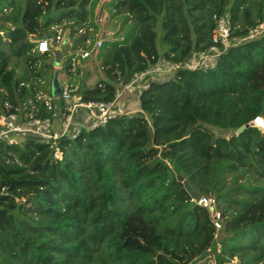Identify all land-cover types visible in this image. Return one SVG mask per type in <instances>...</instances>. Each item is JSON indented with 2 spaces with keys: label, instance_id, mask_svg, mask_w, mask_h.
Returning <instances> with one entry per match:
<instances>
[{
  "label": "trees",
  "instance_id": "trees-1",
  "mask_svg": "<svg viewBox=\"0 0 264 264\" xmlns=\"http://www.w3.org/2000/svg\"><path fill=\"white\" fill-rule=\"evenodd\" d=\"M96 1L0 0V114L5 103L27 114L30 101L34 116L50 117L36 102L50 95L52 77L44 89L48 68L40 64L48 53L28 37L63 26L76 47L87 37L77 30L95 28ZM107 8L110 18L122 17V35L93 57L105 79L78 86L81 101H110L118 83L150 65L180 64L207 49L213 15H225L238 39L264 23V0H110ZM256 117L264 122V34L229 45L211 68L150 80L138 111L54 147L31 134L0 142V264H196L209 256L214 264L235 256L238 264H264V182L225 186L237 172L264 180V132L244 127ZM178 175L214 198L227 233L219 242ZM238 191L244 196L236 200Z\"/></svg>",
  "mask_w": 264,
  "mask_h": 264
},
{
  "label": "built area",
  "instance_id": "built-area-1",
  "mask_svg": "<svg viewBox=\"0 0 264 264\" xmlns=\"http://www.w3.org/2000/svg\"><path fill=\"white\" fill-rule=\"evenodd\" d=\"M214 28L211 33V45L201 51L194 52L186 61L174 64L167 60H161L150 65L142 72L136 73L125 83H118L117 90L113 98L107 102L101 101H81L76 93V89L67 82H59L61 91L58 98L51 95L39 93L36 95V102L43 106V109L50 113V117L39 118L34 116L32 111L38 113V108L29 101L30 110L27 114H22L19 108H14L5 103V111L0 114V142L7 145L19 143L18 136L27 134L37 136L43 143L51 147L56 146V142L61 138H75L81 131H89L104 126L105 123L119 116H128L130 112L138 111L139 96L141 91L148 87V82L157 78L166 77L178 68L195 70L208 69L214 66L219 54L229 45H235L242 40L251 39L264 34V23H260L248 30L247 37L238 39L231 36L230 27L225 15H213ZM55 35L44 37L37 41L35 50L38 53H49L48 44H68L66 54L61 58V66H69L66 73L74 74L76 66L80 61H86L97 54L102 45L100 38L95 39L92 28H81L77 30L76 36L88 33L86 39L81 44L73 47L71 39L66 41L64 35L67 32L62 30V26H56ZM222 48V50L220 49ZM127 95L131 98L126 100ZM132 101L135 108H128L126 102ZM11 109L14 111L12 112ZM129 110V111H128ZM252 126L264 132V122L256 117L252 121ZM57 156V154H56ZM191 201L207 210L210 220L218 231L221 229V216L216 209V203L212 197L201 196L199 200Z\"/></svg>",
  "mask_w": 264,
  "mask_h": 264
},
{
  "label": "rangeland",
  "instance_id": "rangeland-1",
  "mask_svg": "<svg viewBox=\"0 0 264 264\" xmlns=\"http://www.w3.org/2000/svg\"><path fill=\"white\" fill-rule=\"evenodd\" d=\"M109 1L110 0H97L92 7L91 14L89 15V21H90L91 25L95 26V28L93 26L91 27L92 28L91 32H93L95 39L100 38V40L102 42L111 41V40L117 39V38L119 39L121 37L122 31H123V30L122 31L120 30V23L122 21V17L118 16V17L110 18V13H109L108 8H107V4ZM41 21H43V18H41ZM54 29L55 28H53V30ZM87 29H89V28H87ZM62 30L67 32L68 29H63V26H62ZM88 33L89 32H87V30H86L87 35H88ZM157 34L159 36L158 32H157ZM50 36H54V34H51ZM42 38L43 37H38V36H29L28 37V39L31 42H33L34 44H36L37 41H39ZM70 42L72 44L73 40H71ZM62 44H55L53 47L58 48V47L62 46ZM156 44H157L158 52L161 53L164 50V47L159 43L158 40L156 41ZM47 55H48L47 58L40 61L41 65H44L48 68V73L45 76L44 81H43L44 82V84H43L44 89H47L46 84H47L49 78L52 77V75L55 71H58V74H57L58 81L67 82V83L73 85V87L75 89L80 85H84L86 87H91L98 80H100V79L104 80L105 79L102 71L99 68L98 62L94 60L93 55L91 56V58L89 60L79 62V64L77 65V66H79V70H78V73H75V74L66 73V71H64V69L62 70V68L63 67L65 68V66H61V64L58 68L54 67L53 66V55H52V53L49 52ZM10 60L12 63L14 62L13 58H11ZM22 63H23V61L21 59L17 62L18 67L16 69V74L18 76L22 75L24 73V70H25L24 67H22ZM127 96L129 99L131 98V95H127ZM132 107L135 108L136 106L133 105ZM132 113H135V111L130 112L129 114H132ZM209 129L213 132V134L219 135V136H224L226 138H228L230 135L233 134V131L228 130V129L227 130H220V129L211 128V127H209ZM263 182H264V180L257 179L253 175H250L247 173H242V172H237L235 174L228 175L225 178V186L227 188H230L233 185H245V186L261 185V184H263ZM233 195L235 196L236 200L242 199L244 196L243 191H240V192L238 191ZM238 208L239 207L237 205H234V209H238ZM221 221H222V223H224L225 218L221 219ZM219 230L216 231V234H217L216 240L218 242L220 240H222L225 235H227L226 232L219 231ZM216 248H217V251H220V249H221L220 245H217ZM240 261H242V260L238 259V257L235 256L232 258L231 264H238ZM262 263H263V259H259V261L256 262V264H262ZM196 264H214V262H213L212 257L209 256V257H207V260H201V261L197 262Z\"/></svg>",
  "mask_w": 264,
  "mask_h": 264
},
{
  "label": "water",
  "instance_id": "water-1",
  "mask_svg": "<svg viewBox=\"0 0 264 264\" xmlns=\"http://www.w3.org/2000/svg\"><path fill=\"white\" fill-rule=\"evenodd\" d=\"M42 39H44V37ZM64 39L66 41H68L69 36L64 35ZM48 49L53 55V66L58 68L60 66L61 58L66 54V52L68 50V44L64 42L62 44V46H60L58 48H54L53 45L48 44ZM57 74H58V71H55L53 73L52 78H51V82H50V95L54 98H58L60 95V91H61V88H60V85H59V82L57 79ZM249 126H252V123H249L244 127H249ZM244 127H240L239 129H237L235 132L236 133L235 135H238L239 132ZM176 180H177V182L181 183L184 191L187 193V195L192 200L197 201L200 199V197H201L200 193H198L194 188H192L186 179H184L182 176L178 175V176H176Z\"/></svg>",
  "mask_w": 264,
  "mask_h": 264
},
{
  "label": "crops",
  "instance_id": "crops-1",
  "mask_svg": "<svg viewBox=\"0 0 264 264\" xmlns=\"http://www.w3.org/2000/svg\"><path fill=\"white\" fill-rule=\"evenodd\" d=\"M128 99H129V98H128V97H126V100H128ZM126 105H127V107H128V108H130V109H131V108H133L132 106H133L134 104H133V102H132V101H128V102H126Z\"/></svg>",
  "mask_w": 264,
  "mask_h": 264
}]
</instances>
